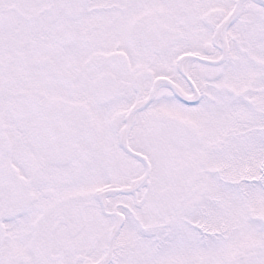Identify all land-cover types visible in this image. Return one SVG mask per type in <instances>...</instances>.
I'll list each match as a JSON object with an SVG mask.
<instances>
[{
    "label": "snow or ice",
    "instance_id": "1",
    "mask_svg": "<svg viewBox=\"0 0 264 264\" xmlns=\"http://www.w3.org/2000/svg\"><path fill=\"white\" fill-rule=\"evenodd\" d=\"M0 264H264V0H0Z\"/></svg>",
    "mask_w": 264,
    "mask_h": 264
}]
</instances>
